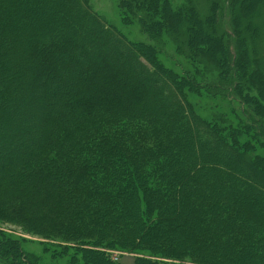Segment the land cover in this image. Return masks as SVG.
Here are the masks:
<instances>
[{
    "label": "trees",
    "instance_id": "16d2710c",
    "mask_svg": "<svg viewBox=\"0 0 264 264\" xmlns=\"http://www.w3.org/2000/svg\"><path fill=\"white\" fill-rule=\"evenodd\" d=\"M176 1L119 0L148 38L133 42L90 0H0V145L34 140L0 148V259L35 264L14 223L62 239V264H121L87 248L112 244L136 264H264V106L249 89L264 94V0L203 16ZM203 21L219 46L196 42ZM187 90L222 94L237 125L201 119Z\"/></svg>",
    "mask_w": 264,
    "mask_h": 264
},
{
    "label": "rangeland",
    "instance_id": "374dc122",
    "mask_svg": "<svg viewBox=\"0 0 264 264\" xmlns=\"http://www.w3.org/2000/svg\"><path fill=\"white\" fill-rule=\"evenodd\" d=\"M182 0H177V4H180ZM91 5L93 7L94 12L98 13L99 15H101L106 22L117 28L121 33H123L130 41L133 42H144V41H148L147 36L145 35V33L142 31V28L140 26V24L138 22H134L131 24H125L122 19V12L120 11L119 8V0H90ZM218 2V3H217ZM193 5L195 6L196 10L199 11L200 14L203 15H209L212 12V8L216 7L219 4L218 0H193ZM252 3V2H251ZM211 4V5H210ZM213 4H215L216 6H214ZM246 4H249L248 2H246ZM259 2L256 1L255 5H258ZM245 5V3H242V6ZM56 9V6H54ZM219 7V5H218ZM38 9L41 11V15L43 16V18L46 17V12H43L42 10L46 9V6L43 4L41 6H38ZM216 9V8H215ZM217 10V9H216ZM221 11V10H220ZM236 12L239 11V8H237L235 10ZM57 16H61L63 15L62 12H57L55 11ZM239 17L242 19L245 16H248L249 14H251L249 12V14H247L246 9H244V7L240 8L239 11ZM56 16V17H57ZM182 18H178L181 21V30H184L185 27H183L184 25H186L187 22H189V19L187 17H183L181 15ZM247 18V17H245ZM225 19V23H227V16L224 18H221V21ZM205 21V19H204ZM202 23L201 26H199V30L196 28V33H197V40L198 43L202 42L203 46H206V42L209 41L211 44L213 45H220L221 43V39H218L217 36H215V34L213 35L210 34V30L207 26V21ZM161 28L163 29V24H160ZM201 27V28H200ZM241 30V29H240ZM219 36V34H217ZM221 36V35H220ZM180 37V40L182 42V45L185 47V41L184 39L188 37L187 34H183ZM222 38V36H221ZM264 38V36H263ZM220 42V43H219ZM168 43V44H167ZM166 44L170 45V41L166 40ZM119 51L122 52V48H119ZM167 53L170 54L168 58L169 60V64L176 70V71H180V64H185L186 61L182 56H179L175 53V51L172 49V46H169V48L166 49ZM203 57L199 56V59H202ZM215 67L216 64H213ZM252 67V66H250ZM206 70V69H205ZM219 70V69H218ZM209 71L208 69L206 70V72ZM211 73L214 75L215 72L211 71ZM202 75V74H201ZM153 86H157V83H152ZM249 89H251V91H253V89H255L257 91V97L255 98L256 100V104L260 103L264 106V100L262 99V96L264 95L261 90L258 91L256 84L254 82H249ZM187 98L188 100L191 102V104L193 105V109L195 111V113L203 120L207 121L208 123H211L212 125H217L219 127V129H225L227 132H229L228 129V125H230L231 123L237 125V120L236 117L233 113L232 110V105L225 99V97L222 94H217V92H214L212 95H210L207 92H190L189 90H187ZM39 111L41 113L44 112V110L41 108H39ZM46 112V111H45ZM226 121V122H224ZM18 124H23L22 127H25V124L22 122H18ZM30 125V124H29ZM31 129H35L36 127H34V125H31ZM220 129V130H221ZM7 139L6 141L2 142L3 144L0 145V148L3 150H7L9 148L16 147L17 144H19V147H26L31 145L34 140L33 138H31V136L29 134H22L20 137H18V141L17 143H13L12 142V136H13V132H7ZM259 151H262L261 148H258ZM262 153V152H261ZM224 154V153H223ZM5 155V154H4ZM264 174V173H263ZM247 181L249 183H253V181L250 178H247ZM257 188L259 190H261V192L264 194V185H257ZM14 223H8V227L11 229H18L19 232H24L23 236H24V241H23V246H24V250L27 253L33 254L34 258H35V264H62L61 262V258L57 257V255H55L54 250H53V246L57 247L61 244H64L62 239H51L46 237L47 235H43V236H36V235H32L30 233H25V231L23 230V227L21 226H16L13 225ZM8 232L13 233L15 235H21L19 233H14L8 230ZM21 232V233H22ZM87 248L92 249V250H100V251H104L106 253L109 254V256L115 260L116 257H121L119 258L121 264H136V259L138 257H140L139 254H127V253H121L122 250L118 247L115 246V244L111 245L112 249H108V248H103V247H94V246H87ZM87 250V249H86ZM155 255L152 254H148L149 258L154 260V261H158L161 264H181L180 261H176V260H172V259H167L166 257H164L161 253H154ZM194 261H188L187 264H199L198 262L193 263ZM0 264H11L9 261H3L2 259H0ZM254 264H261V260H257V262H255Z\"/></svg>",
    "mask_w": 264,
    "mask_h": 264
}]
</instances>
